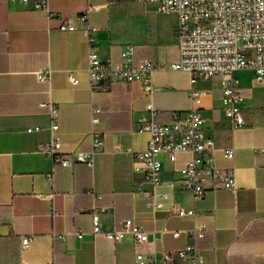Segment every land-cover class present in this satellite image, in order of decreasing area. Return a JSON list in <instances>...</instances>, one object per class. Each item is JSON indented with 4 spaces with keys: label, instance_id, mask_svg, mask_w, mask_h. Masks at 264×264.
<instances>
[{
    "label": "crops",
    "instance_id": "1",
    "mask_svg": "<svg viewBox=\"0 0 264 264\" xmlns=\"http://www.w3.org/2000/svg\"><path fill=\"white\" fill-rule=\"evenodd\" d=\"M48 6L63 17L93 8L88 21L98 28L103 61L118 62L121 48L133 44L136 60L149 59L163 68L153 72L151 95L136 82L93 92L79 30L62 32L56 18L19 4H0V264H138L130 235L114 243L92 233L93 208L105 209L99 213L103 231L120 230L124 220H132L148 234L146 250H183L190 243L186 231L196 224L206 229L196 243L204 264H264V89L255 84L253 73L235 74L245 97L241 111L247 125L233 130L221 108L218 78L198 82L206 90L199 112L216 147L215 164L234 170L236 190H208L195 201L164 159L163 184L155 193L166 198L154 212L136 187L140 178L132 171L131 155L119 148L144 150L149 135L138 130L140 122L168 124L173 113L192 107L190 75L168 68L178 59L176 17L136 0L115 5L108 0H49ZM45 67L51 69L50 82H38L36 73ZM69 73L76 85L68 81ZM48 101L58 109L62 159L72 151H90L91 108H100L103 146L92 167H63L40 151L51 139L47 108L41 107ZM36 127L40 129L27 131ZM231 147L234 157L227 159L223 150ZM187 159L178 155L175 168ZM173 207L195 209L198 217L195 222L179 218ZM21 237L30 239L27 248L21 247ZM173 264L189 261L175 257Z\"/></svg>",
    "mask_w": 264,
    "mask_h": 264
},
{
    "label": "built area",
    "instance_id": "2",
    "mask_svg": "<svg viewBox=\"0 0 264 264\" xmlns=\"http://www.w3.org/2000/svg\"><path fill=\"white\" fill-rule=\"evenodd\" d=\"M150 4L156 13L172 14L176 17L174 37L178 50L177 61L168 65L173 71H184L190 75L187 96L192 107L185 112L173 113V119L168 124L156 123L153 119L139 123L138 130L149 135L144 150L134 152L129 147L119 148L131 155L132 171L140 178L137 189L147 199L149 206L155 212L162 208L165 194L157 196L155 189L163 184L161 172L164 159L176 171L183 189L190 191L193 200L204 197L208 190L235 191L237 188L234 170L219 168L215 164L216 147L213 139L204 129V119L199 112L202 97L206 90L198 86L200 80L218 78L222 92L221 108L230 128L238 129L247 125L242 116V104L245 97L237 84L235 74L240 71H250L254 75L256 85L264 89V0H136ZM49 0H0V4H19L31 10L38 11L47 18L59 21L58 29L62 32L79 30L86 41V71L93 92L103 91L115 84L128 85L139 83L146 95L154 90L153 72L161 65H155L149 59L136 60V49L133 44H126L119 53V60L109 63L102 60L95 34L98 28L88 21V8L84 12L63 17L49 10ZM117 0H108V5H115ZM38 82L49 83L51 69L45 67L36 73ZM68 81L76 85L77 79L72 73ZM47 108L49 119L48 130L51 139L39 147L40 151L53 163L68 167L74 163L93 166V156L98 154L103 146L102 134L98 129L100 108H91V129L89 132L91 149L88 152L72 151L62 159L61 141L59 138V121L57 106L51 101L41 103ZM264 121V107L260 110ZM40 128L27 129L28 132ZM264 154V148L260 149ZM227 159L234 157V147L223 150ZM178 155H188L182 167L175 168ZM150 185L149 190L142 188ZM174 185V182L170 183ZM105 209L93 208L91 211L92 233L104 236L106 239L119 243L125 235L132 237L135 247V260L138 264H155L157 260L164 264H173L175 257L188 258L189 264H204L196 247L197 240L203 237L204 225H196L186 231L190 243L175 253L146 250L148 234L132 220L122 222L120 230L103 231L99 226V213ZM179 218H191L194 222L198 217L195 209L173 207ZM56 217V214H54ZM63 239V235H56ZM173 237L179 236V231L172 232ZM76 237H82L78 231ZM30 239L21 237V247L27 248Z\"/></svg>",
    "mask_w": 264,
    "mask_h": 264
}]
</instances>
